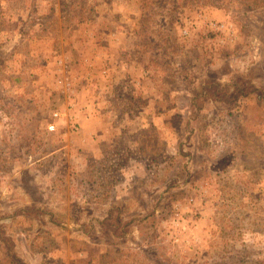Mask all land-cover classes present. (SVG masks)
Returning <instances> with one entry per match:
<instances>
[{"label": "rangeland", "instance_id": "obj_1", "mask_svg": "<svg viewBox=\"0 0 264 264\" xmlns=\"http://www.w3.org/2000/svg\"><path fill=\"white\" fill-rule=\"evenodd\" d=\"M0 264H264V0H0Z\"/></svg>", "mask_w": 264, "mask_h": 264}, {"label": "crops", "instance_id": "obj_2", "mask_svg": "<svg viewBox=\"0 0 264 264\" xmlns=\"http://www.w3.org/2000/svg\"><path fill=\"white\" fill-rule=\"evenodd\" d=\"M94 54L95 55H93L92 57L96 59L97 56L99 55V51L97 50L96 53H94ZM89 62H90L89 65H91L92 64L91 60ZM64 63L66 65L65 61H64ZM134 80L136 81V79H134ZM136 82L137 83L140 82V79H138ZM61 86H62V84H60L58 82V88H56V87H54V88L59 89V88H62ZM67 91H69V90H67ZM72 91L75 92V90H72ZM75 95H77V94H74V96ZM81 105H83V108H80L79 120L82 121V123H83L82 133L85 135L86 138H88V137L92 136V134H91L92 129L89 128L87 123L89 122V123L95 124L96 122H98L101 119V116L99 115L100 114L99 111L95 110V106H98V104L97 105L94 104L93 98L89 97V102L84 101V104L81 103ZM105 127H107V126H105ZM86 140H88V139H86Z\"/></svg>", "mask_w": 264, "mask_h": 264}, {"label": "built area", "instance_id": "obj_3", "mask_svg": "<svg viewBox=\"0 0 264 264\" xmlns=\"http://www.w3.org/2000/svg\"><path fill=\"white\" fill-rule=\"evenodd\" d=\"M215 26L216 27H218V26H220V27H223V26H225L224 24H222V25H218V24H215ZM54 116V118H53V121L52 122H50L49 123V125H48V130L49 131H56V127H57V125H56V120H58V119H60L61 118V113L58 111V112H54V114H53ZM76 130H77V127H74Z\"/></svg>", "mask_w": 264, "mask_h": 264}]
</instances>
